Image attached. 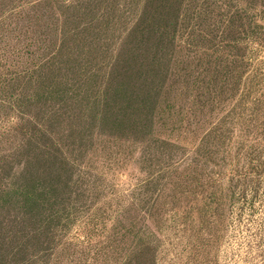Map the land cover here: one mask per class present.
I'll use <instances>...</instances> for the list:
<instances>
[{
	"label": "rangeland",
	"instance_id": "rangeland-1",
	"mask_svg": "<svg viewBox=\"0 0 264 264\" xmlns=\"http://www.w3.org/2000/svg\"><path fill=\"white\" fill-rule=\"evenodd\" d=\"M135 1L0 0V264H264V137L244 119L227 162L199 147L264 99V8L201 0L171 43Z\"/></svg>",
	"mask_w": 264,
	"mask_h": 264
},
{
	"label": "trees",
	"instance_id": "trees-1",
	"mask_svg": "<svg viewBox=\"0 0 264 264\" xmlns=\"http://www.w3.org/2000/svg\"><path fill=\"white\" fill-rule=\"evenodd\" d=\"M77 1V0H76ZM125 1V0H124ZM141 0H136L135 2H133V4L138 3ZM149 3V5H153L155 4V9H157L156 14H158V18H155L154 21L156 20V23H160V22H164L165 24L163 26H159L158 29V34L160 37H169L171 35V39L169 41L174 42V36H175V32H178L177 28H179L180 24H178V18L183 16V11L185 12V16H184V21H188L191 16L193 18L194 14H197L198 17L202 16V9H203V5H206L203 1V5H201L200 1L201 0H177L176 2L172 3L173 0L169 1V0H145ZM73 2V1H70ZM127 2H125L126 4ZM254 3L257 5H260V7L264 8V0H256V2L254 1ZM130 2V5H133ZM184 4H186L184 6ZM211 5V4H210ZM212 6V5H211ZM183 7V8H181ZM76 8H78V6H76ZM255 8V7H254ZM204 13H206V16H211L212 11L208 12L204 11ZM203 13V14H204ZM264 14V11H263ZM143 15V14H142ZM142 17V16H141ZM140 17V18H141ZM261 19H264V15L261 16ZM171 21V22H169ZM169 22V23H168ZM141 21H139L136 25H140ZM136 29V28H135ZM188 30V27L185 29V31ZM135 31V30H134ZM173 34V35H172ZM253 34L255 35V37H258V33L253 31ZM261 40V44L259 46H261L263 48L264 46V41L262 39ZM191 44V43H190ZM173 45V44H171ZM241 63L243 64V59L241 61ZM236 71H230L229 74L227 75L229 77V81H231L232 78H234V73ZM227 83V81L225 82ZM231 84V83H230ZM223 87V86H222ZM226 87V86H225ZM260 87V86H258ZM230 92V90H228ZM228 91L226 90H221V92H216L214 93V98H212V100L210 101V103L214 104V109L217 108V110L220 107H223L225 105H229L230 103H233L234 101H236V94H230L228 95ZM233 93V92H232ZM253 95V94H252ZM252 95H243L241 96L242 98H239V100H237V103H242L245 104L243 106V108H238V106H233V108L228 112V115L226 116V120L227 122H229V124L232 125V129L230 128V126L224 122L221 121V124H219L218 127H215L213 129L210 130V132L205 136L203 142H201V146L203 148L204 151V156L203 159H206L208 162L210 160V162H216V160H214V157H218L220 155H222V159L221 162H227V159H231V151L232 149H234V144L238 143V142H234L233 139V134H235V126L244 119H247L248 122L250 123V126H252V128H254L256 131H258L259 136L264 137V99L260 100V99H256L254 98L253 100L250 101V97ZM203 97V95H202ZM198 103H200L202 105V108H205L206 103L204 101L198 100ZM17 107L16 109H18V112L22 113V104L23 101L21 99L18 100L17 103ZM202 113V111H201ZM16 121L20 120V123L22 122V124L24 123V118L23 116L21 117V115H19L16 119ZM50 124H51V119L47 120V128L42 131V133L46 134V132L49 129L50 132ZM18 128L16 129H23L21 127V125L18 124L17 126ZM36 133H34L33 135L30 136L29 139L24 141V148L29 147L32 142L33 139H35L36 137ZM22 146V147H23ZM264 149H261L260 151H257L255 153V159L253 160V158L251 157L250 154H245L242 157L239 158V160H242L244 163L248 162L250 160H253V164H257L258 168L262 167V163L264 162ZM75 162H73L74 164ZM252 164L251 167H254ZM217 166V165H215ZM73 167V166H71ZM255 176H259V174H256ZM251 177V175L249 176ZM247 178V177H245ZM26 195H31V192L27 189H25L23 191ZM257 194V192L255 191V195ZM63 230H67L68 229V224H66L65 226H63L62 228ZM61 230V231H63ZM87 241L89 240V238H86Z\"/></svg>",
	"mask_w": 264,
	"mask_h": 264
}]
</instances>
